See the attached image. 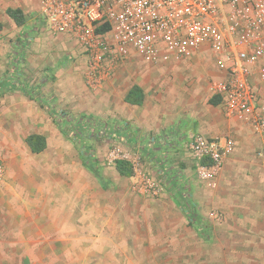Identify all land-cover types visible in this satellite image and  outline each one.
<instances>
[{"label": "rangeland", "instance_id": "1", "mask_svg": "<svg viewBox=\"0 0 264 264\" xmlns=\"http://www.w3.org/2000/svg\"><path fill=\"white\" fill-rule=\"evenodd\" d=\"M39 12L40 4L35 15ZM34 26L31 23L30 28ZM40 27L27 30V35L35 31V41L28 40L27 45L36 43L37 48L45 49L51 56L35 52L33 58L32 52L36 49L30 46L28 52L22 54L24 75L20 79L38 89L40 95L48 99L57 111L77 118H90L101 126L122 129L128 137L124 136L125 139L132 140L108 136L90 140L91 151L98 160V169L103 177L102 185L120 182L119 206L135 208L134 217L130 214L135 221L129 223V238L130 245L133 243L138 251L132 254L133 259L128 264H264V89L261 90L264 81H256L254 85L258 94L254 118L250 121H231L250 129L247 138L250 144L244 143L238 156L240 158H233L230 163L229 156L234 152V146L216 177L205 181L198 175V160L190 150V143L197 134L192 124L189 126L184 119V125L177 124L172 128L179 130L178 137L182 138L176 141L173 140L172 129L160 134L139 135L132 121L112 113V108H115V104L119 106V101L116 94H110L113 91L109 84L119 75L120 69H114L101 86L90 84L85 76L86 58L79 44L64 35L48 34ZM38 56L49 58V64L44 65L42 61L39 64L41 59ZM196 58L150 66L134 57L128 63L139 68L146 65L151 67L152 75L148 83L153 94L150 102L153 109L162 99L173 111L178 110L182 114L186 111L184 95L197 88L202 100L198 112L228 121L221 108L205 105L211 90L214 93V75L217 72L203 75L202 66L209 68L215 65V60L206 56L203 64L195 65L193 61ZM3 66L0 69L1 79L7 70L6 63ZM157 69H161L160 72ZM121 78L122 88L125 89L130 81L126 77ZM119 90L121 87L116 91ZM2 98L0 121L3 134L0 140L3 147L0 151L6 163L10 154L12 173L51 175L57 187L72 182L67 178L70 174L84 173L94 177L83 166L76 143L62 133L44 104L30 100L22 91L8 93ZM20 112L28 115L23 117ZM35 130L43 132L41 134L47 139V149L38 155L30 153L25 142L26 137ZM188 131L194 135H189ZM163 134L172 139L171 145L160 143ZM231 136H234L233 133ZM118 159L133 163V177L120 178L115 168ZM168 175L176 180L174 182L183 189L182 193H176ZM11 187L14 186L11 184ZM186 198H189L202 219L199 225L190 223L182 207L186 204ZM198 226L208 231V239L200 235ZM142 242L147 247L150 245V259L145 261L140 250ZM29 248L0 245V264H44V246H37L39 252L33 258L31 252L26 251Z\"/></svg>", "mask_w": 264, "mask_h": 264}, {"label": "crops", "instance_id": "2", "mask_svg": "<svg viewBox=\"0 0 264 264\" xmlns=\"http://www.w3.org/2000/svg\"><path fill=\"white\" fill-rule=\"evenodd\" d=\"M39 4V0H0V69L6 63L5 69L7 70L5 72L9 71L12 63L22 59V54L28 52L27 49L30 46L33 50L36 49L32 52L33 58L35 52L51 56V53L46 52L45 49L37 48L36 43L30 46L26 44L27 39L31 42L35 41L33 38L35 31L27 35V30H32L31 23H34L33 18ZM8 8H20L23 11L28 18L25 27H18L15 24L7 14ZM34 28L36 30L35 26ZM45 56L44 58L38 56L41 59L39 64L41 61L44 65L49 64L50 60ZM206 56L210 59L209 53H203L193 62L196 63L195 65L203 64L202 60ZM129 61L121 63L117 67L118 70L120 69L119 75L110 80L112 83L109 84V87H112L113 91L110 94H116L119 101V106L115 104V108H112V113L115 116L118 115L124 120L132 121L139 135L160 134L174 126L184 125L186 122L189 126L192 124L198 135L209 139L230 135L236 144L234 152L229 156L230 163L233 158L235 160L240 158L238 156L243 144H250L247 140L250 134L249 128L244 125L241 127L240 123L231 122L232 119L226 121L220 117H208L206 114L198 112L197 108L199 109L202 100L197 88L191 89L187 95H184L186 111H183L182 114L178 113V110H174L175 114L173 108L164 104L162 99L159 100L160 104L153 109L150 104L153 94L148 83L152 75L151 67L146 65L144 68H139L128 63ZM209 61L211 62V60ZM195 65L192 66L195 67ZM212 65L209 68L202 66L204 68L203 75L209 76L211 72H217L214 76L219 78L220 72L217 71L216 65ZM18 66L24 71L23 62ZM160 70L157 69L159 72ZM121 77H126L130 81L125 89L122 88ZM202 79H204L203 76ZM134 85H138L144 91L145 100L142 106L125 102V97ZM120 87L121 90L116 91ZM262 89H264L263 84ZM258 93L261 92L258 91ZM213 95L211 90L206 97L205 105L220 108V105L213 106L209 103ZM2 99L0 97V100ZM206 109L208 110V107ZM20 113L23 117L28 115L25 112ZM184 119L185 123H183ZM172 131H174L173 140L182 139L178 137L179 130L172 129ZM34 133L41 134L43 132L35 130ZM188 133L194 135L190 131ZM231 133L234 136H231ZM243 133L244 135H240ZM1 134H3V130L0 121V139ZM171 142L172 139L167 134L161 136L160 143L163 145L169 146ZM2 147L0 140V148ZM27 149L32 153L28 146ZM0 155L3 157L1 151ZM9 157L10 154H8V163L5 162V179L0 185V245L30 246L26 251L31 252L32 258L37 256V251L39 252L37 246H44L45 255L42 258L44 264H128V261L133 259L132 254L138 249L135 245L133 246V243L130 245L131 228L129 223L135 221L130 217V214L134 217L132 214L135 208L133 210L128 205L119 206L120 182L103 186V180L100 181L95 176L91 177L84 173L70 174L67 177L68 181H73L57 187L51 175L45 176L42 173L33 176L29 173L21 175L12 173L10 167L12 163ZM74 166L78 169L76 163ZM120 178L124 179L125 177L120 176ZM11 184L14 187H11ZM140 250L143 252L142 260L150 259V245L147 247L145 242H142Z\"/></svg>", "mask_w": 264, "mask_h": 264}, {"label": "built area", "instance_id": "3", "mask_svg": "<svg viewBox=\"0 0 264 264\" xmlns=\"http://www.w3.org/2000/svg\"><path fill=\"white\" fill-rule=\"evenodd\" d=\"M39 1L36 28L79 44L90 84L101 86L114 69L134 57L157 65L209 53L221 74L213 91L224 115L240 121L256 115L254 85L264 81V0ZM234 146L231 137L196 135L190 150L198 160L199 177H216ZM5 175L0 155V182Z\"/></svg>", "mask_w": 264, "mask_h": 264}, {"label": "trees", "instance_id": "4", "mask_svg": "<svg viewBox=\"0 0 264 264\" xmlns=\"http://www.w3.org/2000/svg\"><path fill=\"white\" fill-rule=\"evenodd\" d=\"M7 14L13 19L15 24L18 27H25L27 24L28 18L25 16L23 11L20 8H8ZM33 29V28H32ZM28 43V39L26 40V44ZM25 44V45H26ZM22 62V59L14 62L11 64V68L9 71L5 73L3 79L0 78V97L8 93H12L14 91H22L30 100H36L41 104H44L50 114L52 115L54 121L59 125L62 133L74 141L78 146L81 162L84 167L89 169L93 175L99 179L100 181L103 180V177L98 169V160L95 157L94 153L91 151L90 147V140L93 137H103L108 136L112 138H118L120 140L129 141V139H125V133L123 130H119L117 128L105 127L97 124L94 120L90 118H77L72 116L71 114L64 112V111H57L56 107L51 104L48 99H44L38 89L33 87L28 83H24V80H21V76H23V70L18 64ZM145 100V94L141 87L138 85H134L130 91L128 92L127 96L125 97V102L131 105L142 106ZM221 99L218 96H213L209 103L213 106L220 105ZM125 136V137H124ZM128 138V137H126ZM132 142V140L130 139ZM26 144L29 147L30 151L33 154H40L47 149V139L42 134H30L26 138ZM202 164L207 165L208 162L203 160ZM115 168L118 174L121 177L131 178L134 176L135 167L133 163L126 159H118L115 161ZM170 183H172L176 193H182L183 189L178 186L177 182L171 175H168ZM181 198V195L178 199ZM186 198V204L183 207L185 213L190 220V223L200 224L202 219L198 216L197 212L195 211L194 207ZM197 231L203 238H209V233L207 230H204V227H197Z\"/></svg>", "mask_w": 264, "mask_h": 264}]
</instances>
